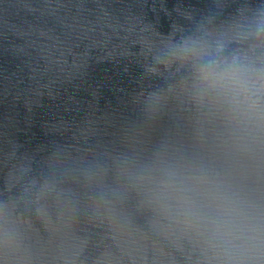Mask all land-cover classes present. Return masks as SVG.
Segmentation results:
<instances>
[{
    "label": "water",
    "instance_id": "obj_1",
    "mask_svg": "<svg viewBox=\"0 0 264 264\" xmlns=\"http://www.w3.org/2000/svg\"><path fill=\"white\" fill-rule=\"evenodd\" d=\"M264 0H0V264H264V122L197 79L264 65Z\"/></svg>",
    "mask_w": 264,
    "mask_h": 264
},
{
    "label": "clouds",
    "instance_id": "obj_2",
    "mask_svg": "<svg viewBox=\"0 0 264 264\" xmlns=\"http://www.w3.org/2000/svg\"><path fill=\"white\" fill-rule=\"evenodd\" d=\"M257 31L264 33V25ZM188 50L198 61L197 79L204 92L234 114L264 122V65L247 57L205 58L194 48Z\"/></svg>",
    "mask_w": 264,
    "mask_h": 264
}]
</instances>
